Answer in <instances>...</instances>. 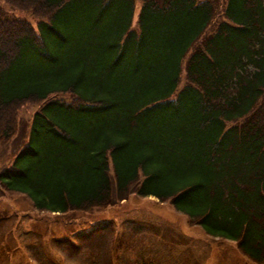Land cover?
Here are the masks:
<instances>
[{
  "label": "trees",
  "instance_id": "1",
  "mask_svg": "<svg viewBox=\"0 0 264 264\" xmlns=\"http://www.w3.org/2000/svg\"><path fill=\"white\" fill-rule=\"evenodd\" d=\"M1 1L39 21L0 7V142L40 103L1 188L50 213L154 196L264 264V0H140L136 28L135 0Z\"/></svg>",
  "mask_w": 264,
  "mask_h": 264
},
{
  "label": "rangeland",
  "instance_id": "2",
  "mask_svg": "<svg viewBox=\"0 0 264 264\" xmlns=\"http://www.w3.org/2000/svg\"><path fill=\"white\" fill-rule=\"evenodd\" d=\"M0 7L6 18L27 21L38 31L39 19L29 11L9 8L1 0ZM139 8L140 1L135 0L133 28ZM91 30L96 31L95 25ZM80 38V43L88 39ZM183 84L182 71L177 89ZM51 96L69 99L67 94ZM39 104L22 101L10 109L18 130L13 138L0 142V171L11 166L13 156L26 143ZM0 264L256 263L242 255L234 242L207 235L153 196L130 193L106 207L50 213L33 208L23 194L0 186Z\"/></svg>",
  "mask_w": 264,
  "mask_h": 264
}]
</instances>
